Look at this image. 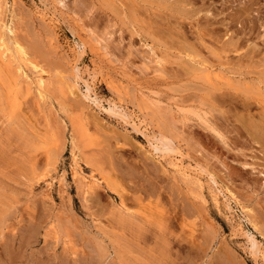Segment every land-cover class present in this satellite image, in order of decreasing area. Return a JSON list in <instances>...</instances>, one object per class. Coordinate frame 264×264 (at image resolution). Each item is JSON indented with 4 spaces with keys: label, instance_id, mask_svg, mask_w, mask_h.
Here are the masks:
<instances>
[{
    "label": "rangeland",
    "instance_id": "obj_1",
    "mask_svg": "<svg viewBox=\"0 0 264 264\" xmlns=\"http://www.w3.org/2000/svg\"><path fill=\"white\" fill-rule=\"evenodd\" d=\"M0 23L28 59L0 63L23 72L0 264H264V0H0Z\"/></svg>",
    "mask_w": 264,
    "mask_h": 264
},
{
    "label": "bare ground",
    "instance_id": "obj_2",
    "mask_svg": "<svg viewBox=\"0 0 264 264\" xmlns=\"http://www.w3.org/2000/svg\"><path fill=\"white\" fill-rule=\"evenodd\" d=\"M8 23V22H7ZM1 24V23H0ZM8 25H10V24H8ZM5 34H7V36H11V35H13V31H12V29L9 27V26H5L4 24H2L1 26H0V63H1V65H4V63H6L7 61H9V62H7V67H9L8 66V64L9 65H13V63L15 62V56H14V52L17 54V56H18V61H21V62H25V60H28L27 59V54H26V51H25V49H24V47H22V46H19L17 43H14L13 44V46H11L8 42H6L5 41V39H4V35ZM6 36V35H5ZM11 38V37H10ZM28 62V61H27ZM18 64V63H17ZM30 64V66H31V64L32 63H29ZM11 68V67H10ZM12 68H13V66H12ZM11 68V69H12ZM16 68H19V69H15V71H14V73H15V77L13 76V78H11V79H7L5 76H3L1 73H0V102L1 101H4V103H7V105H9L10 106V104H9V100H10V98L12 99V92H14L13 94H15L16 93V90L14 91V89H16L15 87L17 86V83H18V79H19V77H20V75H23V74H20L22 71L20 70V67H19V65L16 67ZM32 68L37 72H41V70H40V68L37 66V65H35V64H32ZM39 68V69H38ZM0 69H1V67H0ZM9 69V68H8ZM11 69H9V70H11ZM40 70V71H39ZM43 70V69H42ZM1 72V71H0ZM44 72V71H43ZM23 73V72H22ZM42 73V72H41ZM43 74V73H42ZM75 75V74H74ZM76 77H77V73H76ZM39 78V77H38ZM38 78H36V79H38ZM44 78V77H43ZM46 81H48L47 79H46ZM39 86L40 87H42L43 85H44V82H43V80L42 79H39ZM60 82H62V81H60ZM84 83H85V81H84ZM38 84V83H37ZM49 84V83H48ZM64 84H66V83H64ZM77 86V85H76ZM2 87L4 88H6V91H7V95H6V97H4V95H3V93H2ZM72 87V86H71ZM75 88V87H74ZM71 89V88H70ZM76 91H78V89H75ZM57 91V90H56ZM72 92V91H71ZM70 92V93H71ZM79 92V91H78ZM80 93V92H79ZM72 95H73V93H72ZM82 96V98H84L85 100H87V101H92L93 103H97V104H99V102H94L93 100H92V98H91V95H90V89H89V86H86V93H85V95L83 96V95H81ZM39 98V97H38ZM9 99V100H8ZM40 99V98H39ZM100 105V104H99ZM11 108V107H10ZM120 114V113H119ZM76 139H78L77 137H76ZM80 142H82V144L85 146L86 145V142H85V135H84V133H81L80 135H79V139H78ZM161 143V142H160ZM73 152H72V157H73V162H74V164H75V167H76V165H77V158L79 157V154H80V149H79V147H77V146H75L74 144H73ZM171 148V147H170ZM168 150V149H167ZM84 161L86 162V164L87 165H90V166H92L93 168H97L98 167V164L95 162V160L94 159H92V158H85L84 159ZM72 162V161H71ZM78 166V165H77ZM49 170H51V169H49ZM76 170V169H75ZM93 170V169H92ZM83 173V172H82ZM76 175V174H75ZM95 175V174H94ZM46 177V176H45ZM49 177V176H48ZM91 179H94V176L92 175L91 176ZM104 179V178H103ZM100 180V179H99ZM104 180H106V179H104ZM104 180L102 181V183H104ZM84 181V180H83ZM93 182V184H95V185H101L102 183H100L98 180H92ZM50 185V184H49ZM84 185V184H83ZM82 185V186H83ZM90 185V184H89ZM86 186V185H85ZM108 189V188H107ZM251 244H252V246H253V249L254 250H258L257 249V242H256V240L254 239V238H251ZM256 255V254H255Z\"/></svg>",
    "mask_w": 264,
    "mask_h": 264
}]
</instances>
